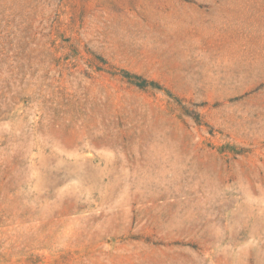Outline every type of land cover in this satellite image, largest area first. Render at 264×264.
Masks as SVG:
<instances>
[{
    "label": "rangeland",
    "instance_id": "obj_1",
    "mask_svg": "<svg viewBox=\"0 0 264 264\" xmlns=\"http://www.w3.org/2000/svg\"><path fill=\"white\" fill-rule=\"evenodd\" d=\"M0 264H264V0H0Z\"/></svg>",
    "mask_w": 264,
    "mask_h": 264
}]
</instances>
